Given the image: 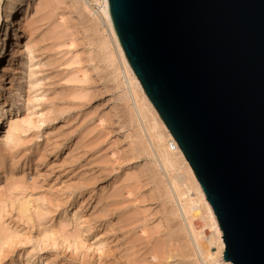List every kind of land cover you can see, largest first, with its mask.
Here are the masks:
<instances>
[{
    "label": "rangeland",
    "instance_id": "rangeland-1",
    "mask_svg": "<svg viewBox=\"0 0 264 264\" xmlns=\"http://www.w3.org/2000/svg\"><path fill=\"white\" fill-rule=\"evenodd\" d=\"M19 1L0 0V38L20 17L0 54V264H204L184 256L179 208L193 202L198 243L221 264L222 232L198 196L176 197L159 158L179 155L175 140L132 108L101 0ZM184 159L173 173L190 183Z\"/></svg>",
    "mask_w": 264,
    "mask_h": 264
},
{
    "label": "water",
    "instance_id": "water-1",
    "mask_svg": "<svg viewBox=\"0 0 264 264\" xmlns=\"http://www.w3.org/2000/svg\"><path fill=\"white\" fill-rule=\"evenodd\" d=\"M124 55L212 208L264 264V0H107Z\"/></svg>",
    "mask_w": 264,
    "mask_h": 264
},
{
    "label": "bare ground",
    "instance_id": "bare-ground-1",
    "mask_svg": "<svg viewBox=\"0 0 264 264\" xmlns=\"http://www.w3.org/2000/svg\"><path fill=\"white\" fill-rule=\"evenodd\" d=\"M17 7H18V5L16 4V8ZM101 12H102L103 17L106 20L107 28L110 31L111 36H112V38H113V40H114V42L116 44V48H117L118 53H119V59L122 62V65H123L122 66L123 67V73H125L126 86H127V89H128V95H129V98L131 100L132 108H133L137 118L141 121L145 117L144 115H145V112L147 111L146 107H149L150 109H153V110H155V109L152 106V104L150 103V101L147 98V96L145 95V93H144V91H143V89L141 87L140 82L138 81V79L135 76L134 72L132 71L129 63L127 62V59H126V57L124 55V52L122 50V47H121L119 41H118L117 35L115 33V30L113 28V25H112V22H111V19H110V14H109V8H108V5H107V0H101ZM1 16L3 17V15H0V26L2 24V17ZM18 18H20V17H18ZM18 18H15V19L11 18L10 19L11 20L10 24L6 25L4 27V29L2 30L3 33H2L1 38H0V54L4 53L3 50L5 49L6 41H7V38L9 36L11 30L15 26H17L19 24V19ZM13 32H15V30H13ZM5 90H7V89L5 88ZM162 124H164V123H162ZM164 127L166 129V126H164ZM166 130H168V129H166ZM162 139H163V135L162 134L157 133V134L154 135V140L158 144H159V141H162ZM173 146H175L177 153L183 158V154H182L181 150L179 149L176 141H174V145L173 144L171 145V147H173ZM162 147H160L161 150H160L159 158L163 161V164H164V167L166 169V172L172 173V175L169 178V180L171 181L172 189H174V191L177 192V193L175 192L177 194L176 197H180L182 195H187L186 196V197H188L187 201L185 200L186 203H187V202L191 201V196L192 195L193 196L194 195L198 196L199 200L202 202L203 208L205 209L207 220L211 224L210 228L213 229L215 234L220 239V236H221L220 231L221 230H219V227H218V224H217V220L215 219L216 217H215V215H214V213L212 211L211 206L209 205L208 201L206 200L205 194H204L200 184L198 183V181H197L192 169L190 168L189 164H187V166H186V169H187L186 173H188L191 182L187 183V178H188L187 175L185 176L184 174H181V173H173V171H176L175 164H174L175 163V158L177 156H179V155L176 154L177 156H171V154L169 153V150H167V148H165V147H163V148ZM184 160L186 162V159H184ZM180 186L184 187L185 189L179 194L178 193V188ZM185 193H187V194H185ZM179 209H180V213L182 214V215L181 214L180 215L184 217L185 225L187 227L186 231L189 233L188 235H190L191 246H192L191 251L189 253L187 252V255H184V256L193 257V256L197 255V256H199L202 259L204 264H209V260H212L214 262L215 261L214 260V255L209 254L207 250L203 249L205 246L203 245L204 247H201V245L198 243L199 242V239H198V236H199L198 234L199 233L197 234V232H195L194 227H193L192 220L194 218L198 217L199 208L195 205V202H193V204H186V206L185 205H181ZM206 249H207V247H206ZM208 250H209V248H208ZM223 250H224V244L221 243L218 246V252H217L216 256L220 257L221 262H222L221 264H231L230 262H225L223 260V252H224ZM193 251H194V254H193ZM188 264H190V263H188ZM192 264H193V262H192Z\"/></svg>",
    "mask_w": 264,
    "mask_h": 264
}]
</instances>
